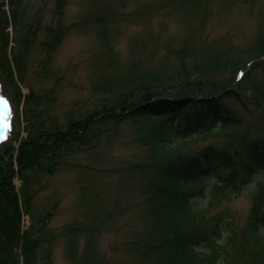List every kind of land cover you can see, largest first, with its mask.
Wrapping results in <instances>:
<instances>
[{
  "label": "trees",
  "instance_id": "trees-1",
  "mask_svg": "<svg viewBox=\"0 0 264 264\" xmlns=\"http://www.w3.org/2000/svg\"><path fill=\"white\" fill-rule=\"evenodd\" d=\"M35 1L0 0V82L13 92L17 123L24 97L18 78L26 81V55L40 29L33 20ZM64 3L57 0L56 14H62ZM50 27V38L42 42L49 53L63 30L52 35ZM237 53L220 59L232 66L230 74L206 82L202 94L190 93L194 83L204 86L199 79L174 88L194 72L204 78L201 66L183 67L175 74L137 75L130 73L136 63L120 78L121 91L97 83L100 94L91 104L64 114L51 110L50 92L32 88L25 99L28 136L21 140L18 171L12 160L20 137L16 125L13 139L0 148V264H53L52 211L32 216L33 223L24 228V216L32 212L33 183L54 173L66 157L98 147L124 122L146 128L140 140L145 157L126 168L142 176L138 204L145 207L150 226L146 235L131 242L134 251L150 264H231L229 247L236 237L242 243L240 237L252 241L257 264H264V32L239 51L238 59ZM242 111L256 114L257 122L243 132H227L241 125ZM207 134L224 140L196 145ZM17 175L23 180L20 188ZM252 184L253 205L239 229L230 211L217 212L215 206L239 198ZM79 231L70 225L64 234Z\"/></svg>",
  "mask_w": 264,
  "mask_h": 264
},
{
  "label": "rangeland",
  "instance_id": "rangeland-1",
  "mask_svg": "<svg viewBox=\"0 0 264 264\" xmlns=\"http://www.w3.org/2000/svg\"><path fill=\"white\" fill-rule=\"evenodd\" d=\"M35 2L32 19L40 29L32 38V50L23 51L28 53L26 81L17 76L24 96L20 122L15 121L20 131L12 156L17 171L21 140L28 136L25 99L32 88L50 92L54 98L51 110L64 114L91 104L100 94L94 88L97 83L112 92L121 91L120 78L136 63L130 73L137 75L175 74L183 67L201 66L204 78L194 72L174 88L199 79L204 86L194 83L190 93L202 94L206 82L225 80L230 74L232 66L223 65L220 59L235 52L238 59L239 51L264 32V0H65L60 15L56 14L57 0ZM49 27L52 35L63 29L50 53L42 45L50 38ZM11 32L14 35L13 28ZM14 107L12 90L0 87V148L13 139L15 124L11 127L8 120ZM242 114L241 125L227 132H243L257 122L256 114ZM145 130L124 122L98 147L66 157L54 173H45L33 183L32 212L25 214L24 225L28 228L32 216L52 211L53 264H150L131 244L150 229L145 207L138 204L142 176L137 170H126L145 157L140 142ZM222 138L207 134L196 145ZM14 180L18 188L23 185L18 175ZM253 186L239 198L220 201L215 211H230L239 229L243 228L253 205ZM70 225L80 231L64 234ZM239 240L242 243L236 237L229 247L231 264H257L252 241Z\"/></svg>",
  "mask_w": 264,
  "mask_h": 264
},
{
  "label": "bare ground",
  "instance_id": "bare-ground-1",
  "mask_svg": "<svg viewBox=\"0 0 264 264\" xmlns=\"http://www.w3.org/2000/svg\"><path fill=\"white\" fill-rule=\"evenodd\" d=\"M1 119H2V114L0 113V123H1Z\"/></svg>",
  "mask_w": 264,
  "mask_h": 264
}]
</instances>
